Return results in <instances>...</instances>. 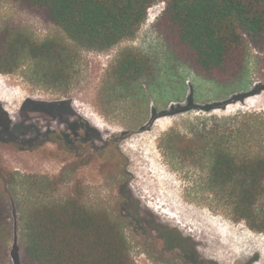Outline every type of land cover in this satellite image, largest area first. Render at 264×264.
<instances>
[{
  "label": "rangeland",
  "instance_id": "374dc122",
  "mask_svg": "<svg viewBox=\"0 0 264 264\" xmlns=\"http://www.w3.org/2000/svg\"><path fill=\"white\" fill-rule=\"evenodd\" d=\"M164 7L153 5L135 38L110 51L78 49L77 72L67 88L31 82L24 68L0 74V108L12 127L5 137L14 142L0 144V169L57 177L64 168L78 164L65 176L55 198L73 196L80 188L87 208L107 211L113 218L122 215L135 264L152 261L137 256L143 240L133 234L128 222L132 218L148 233L154 230L165 237L166 228L187 239L185 244H174L193 249L187 253L188 264H264V233L232 221L204 191L200 174L170 160L160 148L172 132L191 138L194 132L210 136L240 128L253 138V152H260L264 50L251 49L245 74L232 86L207 82L177 62L153 31ZM0 24L26 29L38 41L64 37L58 28L19 10L11 0H0ZM130 48L151 59L153 81L119 86L110 79L118 55ZM37 140L48 143L34 151ZM134 202L139 204L137 210ZM11 225L10 263L20 264L19 213L12 216ZM158 264L178 263L168 256Z\"/></svg>",
  "mask_w": 264,
  "mask_h": 264
},
{
  "label": "trees",
  "instance_id": "16d2710c",
  "mask_svg": "<svg viewBox=\"0 0 264 264\" xmlns=\"http://www.w3.org/2000/svg\"><path fill=\"white\" fill-rule=\"evenodd\" d=\"M11 1L64 37L38 41L26 29L0 24V74L24 68L31 82L53 88L73 83L78 49L107 52L134 39L148 10L159 3L165 7L153 31L177 62L207 82L232 86L245 74L251 49L264 50V0ZM155 78L151 59L135 48L122 51L110 68V79L119 86ZM11 128L0 108V144L14 143L5 137ZM38 141L34 151L48 143ZM253 143L238 128L210 136L194 132L191 138L172 132L160 148L170 160L200 174L204 191L232 221L264 233V146L254 153ZM77 167L72 164L57 177L0 169V264H11V218L18 213L23 223L20 264H135L122 215L113 218L107 211L87 208L80 188L73 196L55 198L65 176ZM127 200L133 203L131 197ZM134 204L137 210L139 204ZM164 230L175 242H187L175 230Z\"/></svg>",
  "mask_w": 264,
  "mask_h": 264
},
{
  "label": "flooded vegetation",
  "instance_id": "af4514ba",
  "mask_svg": "<svg viewBox=\"0 0 264 264\" xmlns=\"http://www.w3.org/2000/svg\"><path fill=\"white\" fill-rule=\"evenodd\" d=\"M127 219V217L125 218ZM131 228H133V234L137 239L143 240L142 247L138 249L137 256L145 255L146 261H152L150 264L165 263L168 256L174 257L178 264H188L189 259L187 253H191L193 249L191 247H178L175 245V238L171 235L168 237V232L165 237L159 236L152 230L148 233L145 228L138 227V221L132 218L128 221ZM133 225L136 227L134 228ZM128 240V238H127ZM168 240V241H167ZM159 241V242H158ZM143 251V253H141ZM148 258V259H147ZM137 262V261H136Z\"/></svg>",
  "mask_w": 264,
  "mask_h": 264
},
{
  "label": "bare ground",
  "instance_id": "6f19581e",
  "mask_svg": "<svg viewBox=\"0 0 264 264\" xmlns=\"http://www.w3.org/2000/svg\"><path fill=\"white\" fill-rule=\"evenodd\" d=\"M128 147V146H127ZM205 220V219H204ZM224 228V227H223ZM222 229V228H221ZM217 239V238H216ZM211 243V242H210ZM261 264V263H260Z\"/></svg>",
  "mask_w": 264,
  "mask_h": 264
}]
</instances>
